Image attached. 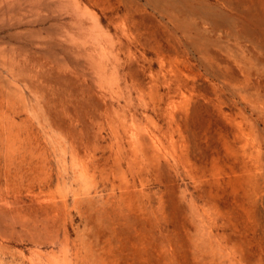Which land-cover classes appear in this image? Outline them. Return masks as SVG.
Masks as SVG:
<instances>
[{
	"label": "rangeland",
	"instance_id": "obj_1",
	"mask_svg": "<svg viewBox=\"0 0 264 264\" xmlns=\"http://www.w3.org/2000/svg\"><path fill=\"white\" fill-rule=\"evenodd\" d=\"M263 114L264 0H0V264H264Z\"/></svg>",
	"mask_w": 264,
	"mask_h": 264
},
{
	"label": "bare ground",
	"instance_id": "obj_2",
	"mask_svg": "<svg viewBox=\"0 0 264 264\" xmlns=\"http://www.w3.org/2000/svg\"><path fill=\"white\" fill-rule=\"evenodd\" d=\"M263 116H264V114H263ZM143 138H145V137H143ZM142 139V138H141ZM53 262V261H52ZM53 264H56V262H53Z\"/></svg>",
	"mask_w": 264,
	"mask_h": 264
}]
</instances>
